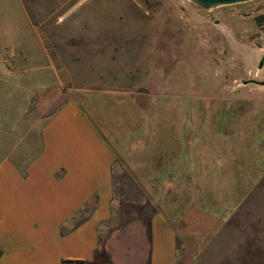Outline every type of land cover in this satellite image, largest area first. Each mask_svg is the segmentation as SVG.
Returning <instances> with one entry per match:
<instances>
[{"label":"rangeland","instance_id":"rangeland-1","mask_svg":"<svg viewBox=\"0 0 264 264\" xmlns=\"http://www.w3.org/2000/svg\"><path fill=\"white\" fill-rule=\"evenodd\" d=\"M21 2L0 0V160L23 168L62 100L102 105L119 151L98 257L159 205L176 214L179 264H264V0ZM151 156L174 161L157 186Z\"/></svg>","mask_w":264,"mask_h":264},{"label":"crops","instance_id":"crops-1","mask_svg":"<svg viewBox=\"0 0 264 264\" xmlns=\"http://www.w3.org/2000/svg\"><path fill=\"white\" fill-rule=\"evenodd\" d=\"M23 19V29H35ZM3 34L0 26V45L8 46ZM103 114L102 105L66 98L45 117L39 150L23 168L0 160V264H179L176 214L159 205L143 234L121 231L107 255L97 256L99 227L111 217L119 151V136ZM155 159L150 157V177L157 186L174 172V161L160 167ZM147 179L138 176L136 182L145 185ZM151 198L158 200L159 192L153 190ZM82 210L83 217L75 220Z\"/></svg>","mask_w":264,"mask_h":264},{"label":"water","instance_id":"water-1","mask_svg":"<svg viewBox=\"0 0 264 264\" xmlns=\"http://www.w3.org/2000/svg\"><path fill=\"white\" fill-rule=\"evenodd\" d=\"M190 1L196 4L197 6H199L200 8L208 9L214 6L235 4L249 0H190Z\"/></svg>","mask_w":264,"mask_h":264},{"label":"trees","instance_id":"trees-1","mask_svg":"<svg viewBox=\"0 0 264 264\" xmlns=\"http://www.w3.org/2000/svg\"><path fill=\"white\" fill-rule=\"evenodd\" d=\"M82 217H83V216H82ZM82 217H81V218H82Z\"/></svg>","mask_w":264,"mask_h":264}]
</instances>
